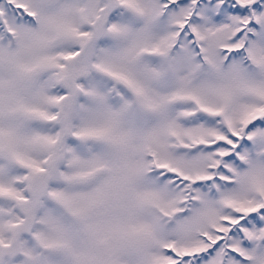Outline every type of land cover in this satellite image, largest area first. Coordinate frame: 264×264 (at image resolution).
Listing matches in <instances>:
<instances>
[{
	"label": "snow or ice",
	"instance_id": "snow-or-ice-1",
	"mask_svg": "<svg viewBox=\"0 0 264 264\" xmlns=\"http://www.w3.org/2000/svg\"><path fill=\"white\" fill-rule=\"evenodd\" d=\"M0 264H264V0H0Z\"/></svg>",
	"mask_w": 264,
	"mask_h": 264
}]
</instances>
